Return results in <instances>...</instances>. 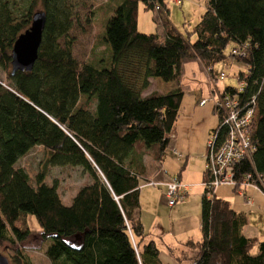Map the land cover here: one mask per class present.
<instances>
[{"label":"trees","instance_id":"16d2710c","mask_svg":"<svg viewBox=\"0 0 264 264\" xmlns=\"http://www.w3.org/2000/svg\"><path fill=\"white\" fill-rule=\"evenodd\" d=\"M75 1L28 0L17 8L12 0H0V70L6 74L0 81V244L17 251L29 237L38 247L47 243L43 253L50 264H158L152 242L141 252L135 243L144 237L139 188L146 183L144 158L155 169L163 161L183 96L184 63L198 62L215 81L213 66L227 57L247 67L235 76L245 85L242 93L222 89L253 113L254 152L251 161L235 164L234 174L238 182L248 175L264 178V0H206L198 22L184 34L170 24L167 0H107L98 9L97 34L108 56L81 64L67 36ZM37 2L45 22L36 60L30 72L11 75L12 45L29 27ZM138 5L156 14L159 34L137 31ZM237 51L244 56L233 55ZM149 79L171 88L141 97ZM212 113L218 121L208 135L222 122L214 107ZM219 130L220 140L226 128ZM34 147L47 153L45 166L78 167L88 175L89 183L69 205L62 204L54 184L44 183V171L31 186L15 167ZM27 215L39 229L32 236ZM246 225L244 213L202 188L201 238L188 243L196 252L191 264H264V241L247 238ZM12 262L20 264L17 256Z\"/></svg>","mask_w":264,"mask_h":264},{"label":"rangeland","instance_id":"374dc122","mask_svg":"<svg viewBox=\"0 0 264 264\" xmlns=\"http://www.w3.org/2000/svg\"><path fill=\"white\" fill-rule=\"evenodd\" d=\"M17 8H24L28 0H12ZM107 0H77L75 1V16L73 25L68 32V39L71 41V55L79 64L98 59H106L108 56L107 48L103 45L97 34V26L100 21L99 7ZM181 4L175 5L171 0L166 2L167 18L170 24L177 32L184 34L190 31L194 24L199 20V17L205 9L206 0H180ZM41 11L39 2L35 4L32 12ZM88 20V22H87ZM136 29L139 33L153 34L161 32V28L157 22L156 14L153 11L143 10L141 5H138L136 17ZM60 43L62 41L60 40ZM233 47L230 44L226 49V55L229 54ZM244 65L235 59L227 57L225 61L213 66V76L218 77L220 74L225 75L223 81H214L209 78L207 69H204L198 62H186L182 65V71L179 78V84L182 86L183 96L178 110V118L173 129V133L177 135V152L183 158L184 155H189L186 159L187 173L186 179L191 183L200 184L201 186L190 188L185 198L177 201L171 208L166 206L162 191L157 187V183L164 184L170 177H176L172 174L174 169L176 172L182 165L183 159L176 160L171 155V148H174V142H169L164 153V160L160 172L152 176L148 183H152L151 187L141 186L139 188V205L142 214V221L146 229L156 223L153 213L161 215L162 219L159 222L163 227L170 221L171 225H180L183 222L188 227L198 226L200 219V206L198 194L202 192V182L200 180L201 171H203L204 160L201 156L205 155V147L198 143V137L202 135V130L207 125L217 126V116L212 113V107L217 100V93H212V90L222 91L226 87L238 88L240 83L235 76L243 71ZM6 74L0 70V81H4ZM169 83H163L158 79H151L150 87L144 92L164 93L168 88ZM205 100L204 106H199L197 102ZM213 128V129H214ZM209 132V131H208ZM208 133L206 132L204 144ZM183 147H178V145ZM197 154H201L197 157ZM47 153L41 147L32 148L25 156L20 158L16 164V168L22 169L29 179V184L34 185V177L44 171V183L47 185H55L57 194L63 205H69L71 198L76 191L83 185L89 183L90 179L78 167H50L45 166ZM199 158V159H198ZM204 158V156H203ZM148 164V163H146ZM149 171L150 168H147ZM165 172L166 176L162 175ZM182 171H179L181 173ZM169 177V178H168ZM159 178V179H158ZM178 182L184 185L180 180ZM248 196L253 200V206H248L245 199L239 196L236 192H232L230 188L221 187L215 190V194L228 202H233L236 209L244 210L247 217V225L243 229V234L247 238H254L258 242L264 241V196L257 190L246 189ZM162 196V197H161ZM162 200H161V198ZM182 220V221H181ZM26 223L31 236L39 232L34 218L30 215L26 216ZM157 224V223H156ZM33 238L24 242L19 247L10 248L7 244H0V255L6 258L8 264H14L13 258L17 256L20 264H50L45 258L43 250L47 243L40 247ZM38 247V248H36ZM257 246L251 252L256 254Z\"/></svg>","mask_w":264,"mask_h":264},{"label":"built area","instance_id":"2783aa9c","mask_svg":"<svg viewBox=\"0 0 264 264\" xmlns=\"http://www.w3.org/2000/svg\"><path fill=\"white\" fill-rule=\"evenodd\" d=\"M175 5H180V0H171ZM157 11V8H155ZM233 55L243 57V52H233ZM248 72L247 67L243 69ZM209 75V70H207ZM213 79L212 76H208ZM217 80L223 81L225 75L222 73ZM215 81V80H214ZM244 84H240L237 88L238 93L243 92ZM212 93H217V100H215L213 107L222 118L220 127L226 128L224 138L219 140V129L212 134H209L205 144L204 168L203 173L206 181L202 183V187L207 191H214L221 187H227L236 192L239 196L245 199L248 206H253V200L247 195L246 189H254L262 193L264 196V178L259 175L252 178L251 175L246 176L242 181L235 180L234 167L242 161H251V156L254 148L251 144L249 127L252 121V109L245 110L236 95L212 90ZM205 100L198 102L199 106H204ZM175 135L171 132L168 136L169 142H173ZM171 155L179 158V154L172 147ZM166 176L165 172H162ZM169 178V177H168ZM152 184V183H149ZM159 184V183H157ZM164 199L167 207H172L177 201L185 198V186L181 185L176 177H170L166 183Z\"/></svg>","mask_w":264,"mask_h":264},{"label":"crops","instance_id":"0c3cea01","mask_svg":"<svg viewBox=\"0 0 264 264\" xmlns=\"http://www.w3.org/2000/svg\"><path fill=\"white\" fill-rule=\"evenodd\" d=\"M202 13H201V15H202ZM159 33L160 32H158L157 34H159ZM148 82H149V86H148V88H149L151 85V79H149ZM170 88H171V86H168L166 91L170 90ZM146 90H144L141 93V97H145L146 95L151 93V92L144 93ZM175 124H176V122H175ZM175 124L173 126V129L175 128ZM213 128H214L213 125L205 126L201 132L202 135L200 137H198V143H200L202 148H203V145L205 147L204 141H205L206 132L208 133V131L212 130ZM172 132H173V130H172ZM174 135H175V139H174L175 142L173 145H174V149L176 150V152H178L176 149L177 148V135H176V133ZM178 147L184 148V145L181 146L179 144ZM200 155L201 154H197L196 156L199 157ZM203 156H201V160H204ZM181 158L182 157L179 154V158H175V159L178 161V160H181ZM187 158H189V155H184V157L182 158L183 161H182L181 167L179 168V170L177 172H176L177 169H174V171L172 173V174L176 175L177 180H180L184 184V186L186 188V190H185L186 195H187V192L190 191V188H195V187L201 186L200 185L201 183L200 184L191 183L188 181V179H186V173H187L186 171H187L188 166L185 167L184 164L186 165V162H187L186 159ZM163 160H164V158H163ZM146 163H148V164H146ZM143 164L145 166V174H144L143 179L146 180V183H148L147 180H149L152 176H154L156 173H158V171L160 172V170L162 169L163 161H162V163L158 169H155V164L149 158H144ZM147 168H150V170L148 171ZM203 168H204V166H203ZM179 171H182V172L179 173ZM202 172L203 171H201V174H200V180H201ZM165 174L167 175V173H165ZM145 184H143V186ZM152 185L153 184H146L145 186L151 187ZM157 187H159L162 191L165 190V187L163 184H157ZM231 191L233 192V190H231ZM201 194H202V192L200 194H198L199 206H200ZM163 195H164V193H163ZM247 195H248V193H247ZM161 200H162V198H161ZM228 203L231 205L233 210H235L236 212L244 213V210L236 209L234 207L233 202H228ZM152 218H154L156 220L155 222L157 224L154 223L153 226L149 227V229H146L144 222L142 221V214H141V209H140L139 222L142 226L144 237L142 240L135 239V243L137 244L138 252H141V249L145 244H147L148 242H152L156 251H157V262H158V264H191L192 261L194 260L195 256H196V252L188 247V243H197L200 241L201 235H200L199 223H198V226H196V228L191 227V226L188 227L183 222H181L180 225L176 224L173 227L171 225V223H170L171 221H170L167 225H165V227H163L159 223L161 221L162 217L160 214H158V212L153 213Z\"/></svg>","mask_w":264,"mask_h":264},{"label":"water","instance_id":"95a60500","mask_svg":"<svg viewBox=\"0 0 264 264\" xmlns=\"http://www.w3.org/2000/svg\"><path fill=\"white\" fill-rule=\"evenodd\" d=\"M45 15L41 11L32 14L29 27L14 41L10 53V74L30 72L37 57ZM0 264H8L0 255Z\"/></svg>","mask_w":264,"mask_h":264}]
</instances>
